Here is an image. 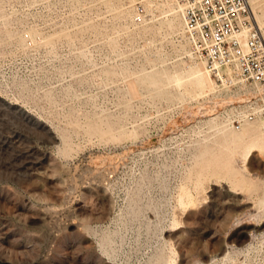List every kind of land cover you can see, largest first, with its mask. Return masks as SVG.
<instances>
[{
	"label": "rangeland",
	"instance_id": "374dc122",
	"mask_svg": "<svg viewBox=\"0 0 264 264\" xmlns=\"http://www.w3.org/2000/svg\"><path fill=\"white\" fill-rule=\"evenodd\" d=\"M173 7L0 0V264H264L251 87Z\"/></svg>",
	"mask_w": 264,
	"mask_h": 264
},
{
	"label": "built area",
	"instance_id": "2783aa9c",
	"mask_svg": "<svg viewBox=\"0 0 264 264\" xmlns=\"http://www.w3.org/2000/svg\"><path fill=\"white\" fill-rule=\"evenodd\" d=\"M135 21L146 20L149 0H130ZM182 14L194 54L214 75L232 71L251 87L241 123L260 115L264 130V37L252 18L248 0H172ZM258 108L259 113L256 109ZM242 121V122H241Z\"/></svg>",
	"mask_w": 264,
	"mask_h": 264
},
{
	"label": "bare ground",
	"instance_id": "6f19581e",
	"mask_svg": "<svg viewBox=\"0 0 264 264\" xmlns=\"http://www.w3.org/2000/svg\"><path fill=\"white\" fill-rule=\"evenodd\" d=\"M249 1V0H248ZM154 3V2H153ZM152 3V4H153ZM172 4H174V11H175V14L176 15H178V16H180L182 19H183V17H182V14L180 13V11L178 10V7L176 6V4H175V2H173L172 1ZM249 4H250V1H249ZM126 6V9H125V11L128 9L129 10V6H128V4H125ZM250 7H251V4H250ZM121 8H123V7H121ZM155 8H157V7H155ZM251 9H252V7H251ZM253 10V9H252ZM174 13V12H173ZM174 15V14H173ZM175 16V15H174ZM177 16V17H178ZM176 17V16H175ZM170 19V18H169ZM174 19V18H173ZM172 19V20H173ZM183 21H184V19H183ZM257 21V20H256ZM173 23H174V21H173ZM258 27H259V29H260V31H262V35H263V37H264V25L263 24H261V22H260V24L258 23ZM184 30H185V22H184ZM185 33H186V31H185ZM183 35V34H182ZM202 72H203V70H202ZM198 73V72H197ZM199 74V73H198ZM228 74H229V76H230V78L232 79V81L234 80V82H236V80L237 79H235L234 77H233V72L230 70V71H228ZM200 75H201V73H200ZM199 75V76H200ZM220 76H221V74H220ZM204 77V76H203ZM199 79V78H198ZM239 84H241V86H247L245 83H243L242 81H239L238 82ZM252 91L250 92V95L252 96ZM256 111H257V113H259V111H258V108L256 109ZM255 121H260L261 122V119H260V115L259 114H257V117H256V119H255ZM261 124H262V122H261ZM262 126V125H261ZM263 129V128H262ZM263 132V131H262ZM263 135H264V133H263ZM251 174V173H250ZM254 182H257V183H261V182H263L264 181V176H262L260 173H255L254 175ZM253 179V178H252ZM256 183V184H257ZM261 185V184H260Z\"/></svg>",
	"mask_w": 264,
	"mask_h": 264
}]
</instances>
